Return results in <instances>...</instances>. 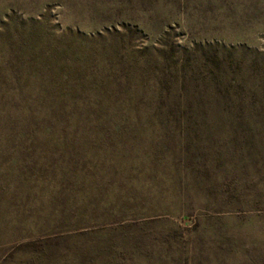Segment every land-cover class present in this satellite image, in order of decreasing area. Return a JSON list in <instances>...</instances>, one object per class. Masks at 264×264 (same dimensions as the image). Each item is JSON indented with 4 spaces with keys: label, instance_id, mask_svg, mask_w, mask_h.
Instances as JSON below:
<instances>
[{
    "label": "rangeland",
    "instance_id": "1",
    "mask_svg": "<svg viewBox=\"0 0 264 264\" xmlns=\"http://www.w3.org/2000/svg\"><path fill=\"white\" fill-rule=\"evenodd\" d=\"M110 1L152 27L148 46H179L187 136L142 125L106 167L122 179L99 194L60 202L33 180L18 196L0 190V264H264V0ZM71 5L53 6L54 24L72 21ZM215 49L220 82L203 55ZM1 163L0 184L24 167Z\"/></svg>",
    "mask_w": 264,
    "mask_h": 264
},
{
    "label": "trees",
    "instance_id": "2",
    "mask_svg": "<svg viewBox=\"0 0 264 264\" xmlns=\"http://www.w3.org/2000/svg\"><path fill=\"white\" fill-rule=\"evenodd\" d=\"M70 3L79 5L72 21L61 14L54 24L53 6ZM112 4L0 0V157L24 165L17 176H3L2 193L18 196L33 180L52 187L60 202L80 191L99 194L122 179L119 168L106 167L120 166L114 158L132 148L142 125L187 136V63L179 46H148L141 38L152 27ZM203 55L220 82L219 49ZM87 197L94 207L97 200ZM26 247L39 249L36 241Z\"/></svg>",
    "mask_w": 264,
    "mask_h": 264
}]
</instances>
